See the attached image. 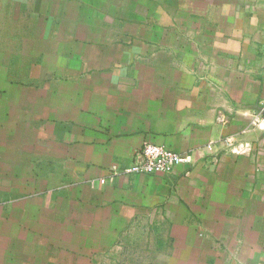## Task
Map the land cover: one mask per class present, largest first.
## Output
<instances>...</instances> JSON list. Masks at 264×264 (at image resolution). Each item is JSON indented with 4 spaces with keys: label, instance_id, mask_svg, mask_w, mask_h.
Wrapping results in <instances>:
<instances>
[{
    "label": "crops",
    "instance_id": "obj_1",
    "mask_svg": "<svg viewBox=\"0 0 264 264\" xmlns=\"http://www.w3.org/2000/svg\"><path fill=\"white\" fill-rule=\"evenodd\" d=\"M263 100L264 0H0V264H264Z\"/></svg>",
    "mask_w": 264,
    "mask_h": 264
},
{
    "label": "built area",
    "instance_id": "obj_2",
    "mask_svg": "<svg viewBox=\"0 0 264 264\" xmlns=\"http://www.w3.org/2000/svg\"><path fill=\"white\" fill-rule=\"evenodd\" d=\"M243 117L249 120V128L258 131H264V100L260 103L256 112L248 113L240 111ZM220 122L228 123L227 117L221 116ZM233 138L224 141H210L204 148L208 153L215 151L218 143L225 145L235 155L250 154L254 150V146L249 143H235ZM199 150L193 153L179 154L164 146L156 144H146L141 152L137 155L134 163L127 167L120 168L115 166L110 171L107 179H101L100 183L112 182L116 176L131 174H169L177 166L181 164H194L201 157ZM95 183V182H94Z\"/></svg>",
    "mask_w": 264,
    "mask_h": 264
}]
</instances>
